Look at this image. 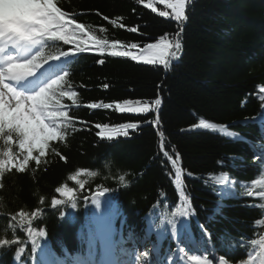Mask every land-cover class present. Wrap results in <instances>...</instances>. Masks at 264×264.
I'll list each match as a JSON object with an SVG mask.
<instances>
[{"label":"trees","instance_id":"1","mask_svg":"<svg viewBox=\"0 0 264 264\" xmlns=\"http://www.w3.org/2000/svg\"><path fill=\"white\" fill-rule=\"evenodd\" d=\"M59 3L103 40L143 46L177 30L175 21L159 16L160 11H171L161 0H154L156 12L147 7V0L143 4L137 0ZM186 14L180 57L167 69L96 52L78 56L68 77L77 92L76 104L64 102L70 105L67 111L76 120L75 128L67 130L64 141L50 142L39 165L30 161L25 171L0 176V239L15 241L0 245L1 263L7 264L18 252L29 254L36 240L50 243L60 254L73 251L74 234L82 241L94 237L102 202L103 209L114 211V218L109 214L107 220L116 229L122 230L123 223L136 230L150 224L157 234L169 237L178 198L171 183L172 166L157 145L153 127L157 106L146 114L88 107L125 99L145 103L161 99L157 127L163 149L170 156L179 155L185 190L216 253L226 252L230 263L240 264L253 242L264 238L260 159L250 145L226 132L241 135L259 148L254 119L263 114L258 97L263 95L261 87L264 90V0H191ZM117 17L124 28L111 23ZM132 27L138 31H130ZM201 121L222 124L225 130L203 128ZM129 122L139 127L129 129L126 137L96 135L97 123ZM1 143L0 139V147ZM226 180L233 182V190L220 198L217 185ZM64 185L75 190L76 208L69 209L67 202L53 208L52 198L60 199L55 188ZM102 189L106 194L99 206L82 202ZM155 203L162 215L148 221L147 209ZM60 207L66 209L64 214ZM21 211L26 214L23 218ZM41 230L44 237L35 235ZM191 230L197 239H204L194 221ZM183 235L187 239L185 230ZM153 243L151 238L147 246ZM169 245L173 247L170 241ZM259 249L258 242L252 253Z\"/></svg>","mask_w":264,"mask_h":264},{"label":"snow or ice","instance_id":"2","mask_svg":"<svg viewBox=\"0 0 264 264\" xmlns=\"http://www.w3.org/2000/svg\"><path fill=\"white\" fill-rule=\"evenodd\" d=\"M137 3L143 4L144 0H137ZM161 3L171 11H160L159 16L175 21L177 30L175 33H164L154 42L143 46L139 43L99 39L92 29L58 6L57 0H34L21 18L0 25V139L4 143V147L0 148V176L12 170L23 172L30 161L39 165L41 158L49 150L50 142L64 141L67 130L75 128L76 120L67 111L70 105L62 103L67 98L75 105L77 97V92L72 90L68 80V67L61 66L68 59L81 53L96 52L147 65H162L165 69L173 60L179 59L183 47L182 25L188 18L186 9L191 0H161ZM147 7L153 12L157 11L154 0H147ZM102 18L109 20L106 15ZM119 19H112L111 23L124 28L122 22L118 23ZM130 31L137 32L138 28L132 27ZM61 43L67 46V50L59 47ZM98 63L103 64L104 61L99 60ZM104 88H108V85L105 84ZM160 104L161 99L157 97L148 103L125 99L113 103H91L88 107L93 110L114 109L121 114H146ZM153 123L158 126L159 117ZM200 126L214 128V125L205 121H201ZM95 127L99 129L96 133L98 137L112 139L120 135L128 136V130L138 128L139 124L129 122L110 126L107 123H97ZM13 144L18 147L19 153L14 152ZM168 159L176 168L175 183L179 186L182 175V169L176 166L179 155L175 159L169 156ZM70 179L76 180L77 176ZM120 179L123 180L124 177ZM77 182L81 188L84 187L83 183ZM55 192L73 201L72 208L77 207L74 189L64 185L56 187ZM101 194L98 193V196ZM64 203L65 201L54 197L51 200L53 208ZM95 203L99 206L98 200ZM181 214L188 213L181 210ZM19 215L23 218L26 214L21 211ZM31 215L36 216V212ZM175 231L176 227L173 225V232ZM35 235L44 237L46 233L41 230ZM14 242L0 239V245ZM259 244L264 250V238H261ZM35 252L34 246L33 253ZM189 259L200 262L202 258L192 255ZM220 259L223 260L222 257ZM203 260L205 264H211L206 256Z\"/></svg>","mask_w":264,"mask_h":264},{"label":"rangeland","instance_id":"3","mask_svg":"<svg viewBox=\"0 0 264 264\" xmlns=\"http://www.w3.org/2000/svg\"><path fill=\"white\" fill-rule=\"evenodd\" d=\"M139 264H148V262L146 260H144L142 263L140 261Z\"/></svg>","mask_w":264,"mask_h":264}]
</instances>
